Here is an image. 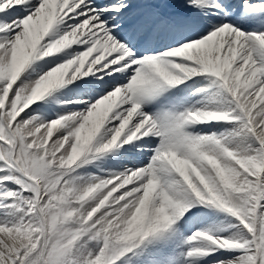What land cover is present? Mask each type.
I'll return each mask as SVG.
<instances>
[{
    "label": "snow or ice",
    "instance_id": "1",
    "mask_svg": "<svg viewBox=\"0 0 264 264\" xmlns=\"http://www.w3.org/2000/svg\"><path fill=\"white\" fill-rule=\"evenodd\" d=\"M0 264H264V0H0Z\"/></svg>",
    "mask_w": 264,
    "mask_h": 264
}]
</instances>
